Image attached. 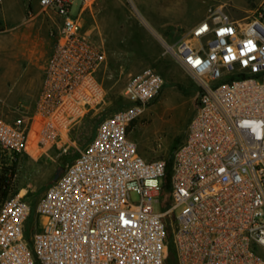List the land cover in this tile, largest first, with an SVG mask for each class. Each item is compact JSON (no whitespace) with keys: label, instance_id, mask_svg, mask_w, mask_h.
<instances>
[{"label":"built area","instance_id":"built-area-1","mask_svg":"<svg viewBox=\"0 0 264 264\" xmlns=\"http://www.w3.org/2000/svg\"><path fill=\"white\" fill-rule=\"evenodd\" d=\"M93 0H39L60 22L33 109L0 117V153L32 154L67 140L103 100V43L82 25ZM164 51L197 82L193 113L167 159H145L129 128L160 90L153 68L130 74L129 104L94 136L37 199L0 203V264H264V2L242 17L214 6ZM161 206V210L157 209ZM183 208L175 214V208ZM39 224L28 226L31 212Z\"/></svg>","mask_w":264,"mask_h":264},{"label":"rangeland","instance_id":"rangeland-1","mask_svg":"<svg viewBox=\"0 0 264 264\" xmlns=\"http://www.w3.org/2000/svg\"><path fill=\"white\" fill-rule=\"evenodd\" d=\"M75 0L71 15L78 11ZM264 0H102L94 10L95 18L105 27L104 45L107 66L98 74L105 84L100 104L79 118L69 129L67 140L46 146L33 147L32 154L0 153V176L11 178L10 197L28 199L34 206L46 187L94 136L97 124L105 116L129 104L122 89L130 74L153 68L163 77L160 90L148 101L140 117L129 128L140 154L145 159H169L182 141L186 123L193 113L197 82L182 66L164 51L163 41L172 42L187 33L214 6H222L231 16L242 17ZM55 18H53L54 20ZM57 23V22H56ZM52 28V27H50ZM48 28L45 43L38 47L39 65L44 66L52 51L53 39ZM177 145V146H176ZM167 195L164 189L160 198ZM161 210V206L157 205ZM183 208H175V214ZM31 212L28 226L39 224Z\"/></svg>","mask_w":264,"mask_h":264},{"label":"crops","instance_id":"crops-1","mask_svg":"<svg viewBox=\"0 0 264 264\" xmlns=\"http://www.w3.org/2000/svg\"><path fill=\"white\" fill-rule=\"evenodd\" d=\"M38 1L0 0V117L8 122L33 109L44 69L39 65L38 47L45 43L48 28L60 22L53 12H43ZM99 1L93 0L83 10L81 21L83 28L104 44V25L96 19L92 23L86 20L88 15L95 18Z\"/></svg>","mask_w":264,"mask_h":264},{"label":"trees","instance_id":"trees-1","mask_svg":"<svg viewBox=\"0 0 264 264\" xmlns=\"http://www.w3.org/2000/svg\"><path fill=\"white\" fill-rule=\"evenodd\" d=\"M103 85L105 86L104 83H103ZM179 142H181V141L179 140ZM172 154H173V152H172ZM171 160H172V155L169 159H167L166 180L164 183V189L166 191L169 188V179H170V174H171ZM10 183H11V178L9 176H5V174H2L0 176V203L10 197ZM166 201H167V195L163 201L164 204H166ZM32 207H34V206H32ZM32 212H33V210H32ZM167 240H168V245H167L166 263L167 264H179L178 259H177L176 249H175L174 243L172 241V234H171L169 229H168V234H167Z\"/></svg>","mask_w":264,"mask_h":264},{"label":"water","instance_id":"water-1","mask_svg":"<svg viewBox=\"0 0 264 264\" xmlns=\"http://www.w3.org/2000/svg\"><path fill=\"white\" fill-rule=\"evenodd\" d=\"M61 171H62L61 168H59V169L57 170L56 175H55V179L59 176V174L61 173Z\"/></svg>","mask_w":264,"mask_h":264}]
</instances>
